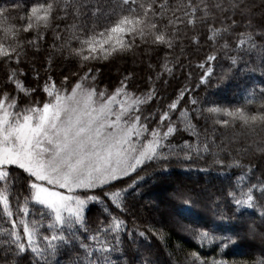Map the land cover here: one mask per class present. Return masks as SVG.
Returning a JSON list of instances; mask_svg holds the SVG:
<instances>
[{
  "label": "snow or ice",
  "instance_id": "1",
  "mask_svg": "<svg viewBox=\"0 0 264 264\" xmlns=\"http://www.w3.org/2000/svg\"><path fill=\"white\" fill-rule=\"evenodd\" d=\"M262 229L264 0H0V264H264L225 258Z\"/></svg>",
  "mask_w": 264,
  "mask_h": 264
},
{
  "label": "trees",
  "instance_id": "2",
  "mask_svg": "<svg viewBox=\"0 0 264 264\" xmlns=\"http://www.w3.org/2000/svg\"><path fill=\"white\" fill-rule=\"evenodd\" d=\"M208 50V46L205 45L204 49L202 51H207ZM130 60L128 61H121L119 62L120 64V68L121 71L130 65ZM222 66L224 68H227V64L224 63L223 61L221 62ZM139 77H140V84L141 87H145L144 83H143V78L145 77L146 73L145 70L143 69V67H139L136 69ZM187 71H191L193 73L192 75V80L193 83L196 82V78L197 75L199 74V70L195 69L194 67L192 69H187ZM217 71H220V68H217ZM105 75L103 77L104 79V83H109V79H111L112 81L115 80V77L117 75L116 73V69L115 67H112L111 65L106 67L105 70ZM183 80V77H181V81ZM213 83H215V81H213ZM170 84L172 85V87H170L168 89V93H171L173 91V89L175 88L177 81L176 80H172L170 81ZM236 85L237 82L236 81H229L221 90L216 91L215 89H209V93L210 95H212V98L215 99H220L222 100L224 103H228L229 101L235 103V99L233 98V93L236 91ZM202 97L204 96V90H200L199 93ZM179 141H174L173 143H178ZM211 157H205L204 160H201L198 162V166L199 167H206L207 164L205 163V161L207 163H211ZM147 171H151V169H148ZM172 171L173 174L176 176H179L180 179L185 180L189 186L192 187H196L199 188L201 185L205 184L206 181H208L209 179H211V177L209 176H205L199 172H197L195 170V166L192 170V172L190 173V178L189 175H186L184 173V170L182 168L179 167V165L173 164L172 165ZM143 174V173H142ZM212 176H215V173H212ZM158 181H162V178L160 177H156L155 178ZM216 183H219V181H216ZM146 191H149V196L151 199L157 201L158 203L160 202V200L165 199L166 197H168L173 191L174 189L172 187H170L168 184L163 183V182H159V183H153L152 180L148 181V184L146 186ZM164 205H162L163 207ZM211 214L208 212L203 213L202 215H197V216H190L188 219H182V222L185 224H190L193 223V221H197L198 223L195 226H203V224L210 219ZM258 214H257V221H258ZM257 227H260L259 223H257ZM170 236V239H168L167 241V246H168V250L171 251L177 244H182L185 248H187L188 250H197V251H201V255L202 256H206V257H212L213 255H215V253L213 252L211 247H206L204 249H200V247L198 246V243L196 240L192 239L187 233L183 232L181 230V227L179 224H171L168 225L165 229ZM264 230V229H262ZM158 247H163L160 242L158 241H154ZM229 255H227L225 258L232 260V259H236V260H240V259H244V260H257L260 258H264V253H262L259 250L258 247V241H245L240 243L239 245H237L236 247L230 248L228 250Z\"/></svg>",
  "mask_w": 264,
  "mask_h": 264
}]
</instances>
